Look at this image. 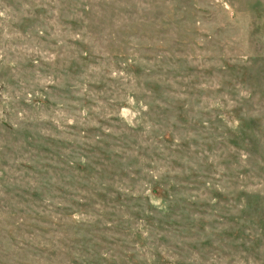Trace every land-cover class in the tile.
<instances>
[{
    "label": "rangeland",
    "instance_id": "374dc122",
    "mask_svg": "<svg viewBox=\"0 0 264 264\" xmlns=\"http://www.w3.org/2000/svg\"><path fill=\"white\" fill-rule=\"evenodd\" d=\"M0 264H264V0H0Z\"/></svg>",
    "mask_w": 264,
    "mask_h": 264
}]
</instances>
